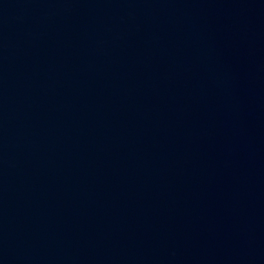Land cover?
I'll list each match as a JSON object with an SVG mask.
<instances>
[{"label":"water","instance_id":"1","mask_svg":"<svg viewBox=\"0 0 264 264\" xmlns=\"http://www.w3.org/2000/svg\"><path fill=\"white\" fill-rule=\"evenodd\" d=\"M0 264H264V0H0Z\"/></svg>","mask_w":264,"mask_h":264}]
</instances>
